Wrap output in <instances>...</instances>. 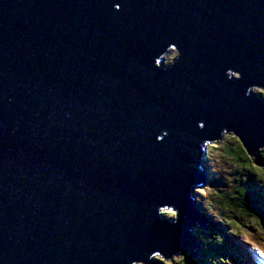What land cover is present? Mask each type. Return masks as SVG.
Segmentation results:
<instances>
[{
  "label": "water",
  "instance_id": "1",
  "mask_svg": "<svg viewBox=\"0 0 264 264\" xmlns=\"http://www.w3.org/2000/svg\"><path fill=\"white\" fill-rule=\"evenodd\" d=\"M253 85L264 0H0V264L189 258L203 145L264 148Z\"/></svg>",
  "mask_w": 264,
  "mask_h": 264
},
{
  "label": "trees",
  "instance_id": "2",
  "mask_svg": "<svg viewBox=\"0 0 264 264\" xmlns=\"http://www.w3.org/2000/svg\"><path fill=\"white\" fill-rule=\"evenodd\" d=\"M234 137L226 136L219 144L207 146L208 182L195 194L196 204L209 220L205 219L203 229H196L195 254L185 256L184 264L197 259L200 264H264L252 253L253 243H249V239L264 240V180L254 171L264 170V148L250 151L237 135ZM235 175L241 176L233 178ZM218 240L223 243L217 244ZM207 241L211 243L203 246ZM165 261L175 264L165 257L155 258L158 264Z\"/></svg>",
  "mask_w": 264,
  "mask_h": 264
},
{
  "label": "rangeland",
  "instance_id": "3",
  "mask_svg": "<svg viewBox=\"0 0 264 264\" xmlns=\"http://www.w3.org/2000/svg\"><path fill=\"white\" fill-rule=\"evenodd\" d=\"M164 58L166 59L165 60V65H168V62H172V60H173V55H171V54H169V53H167L165 56H164ZM252 95V94H251ZM252 98H254V99H256V100H258V101H263V100H261L257 95H253V97ZM226 136H230V137H234V134H230V133H228V134H224L220 139H218L217 141H215V142H212V143H210V146H212V145H216V144H213V143H220L221 141H223V139H224V137H226ZM209 145V144H208ZM207 145V146H208ZM237 169L238 168H241V166L240 165H237V164H235L234 165ZM243 168V167H242ZM223 171H225L226 173H228V172H231L230 170H226V169H224ZM241 175H235V176H232L233 178H237V177H240ZM231 185V184H230ZM234 186V185H233ZM198 189H201V187L200 188H198ZM163 211H160V213L159 214H162V215H165V211H166V209H162ZM174 211V210H173ZM200 215L203 217V218H205L206 220L208 219L209 220V217L205 214V213H203V212H200ZM174 217V216H173ZM172 218V217H171ZM204 226L205 225H202V226H198V227H200L199 229H203L204 228ZM261 237H263L264 238V232L262 233V236ZM253 244H250V245H252V247H251V250H252V253L255 255V253H256V247H254V245H257V246H259V245H264V240H259L258 238H256V239H249ZM258 258H260L259 256H257ZM175 259H176V257H174V258H170L169 259V261H175ZM260 264H262L261 262H260Z\"/></svg>",
  "mask_w": 264,
  "mask_h": 264
},
{
  "label": "clouds",
  "instance_id": "4",
  "mask_svg": "<svg viewBox=\"0 0 264 264\" xmlns=\"http://www.w3.org/2000/svg\"><path fill=\"white\" fill-rule=\"evenodd\" d=\"M173 48L176 49L175 47H173ZM176 50H177V58L175 59V61H176L177 59H179V57H180V52H179V50H178V49H176ZM172 65H173V64H171L170 66H172ZM249 94L257 95L261 100H264V89H262V88L259 87V86H255V85L250 86V87L247 89V92L245 93V95L247 96V95H249ZM232 139H235V137H232ZM159 140H160V138L157 137V141H159ZM254 171H256L257 175L260 176V178H261L262 180H264V174H261L260 169H254ZM196 190H197V188H195V189L193 190L194 194H195V191H196ZM169 215H170V217L173 218V220H175V217L171 216V214H169ZM200 238H201V237L199 236L198 239L200 240ZM245 238L247 239V234H245ZM218 241H219V240H218ZM249 242L251 243L250 240H249ZM254 247H256L257 250L264 251V245H259V246L254 245ZM153 256H154V254L150 257L151 260H152V257H153ZM133 264H139V262H138V261H137V262H133ZM175 264H184V261H183L182 258L176 257V259H175ZM190 264H200V261L197 259V260H195V261H191Z\"/></svg>",
  "mask_w": 264,
  "mask_h": 264
},
{
  "label": "snow or ice",
  "instance_id": "5",
  "mask_svg": "<svg viewBox=\"0 0 264 264\" xmlns=\"http://www.w3.org/2000/svg\"><path fill=\"white\" fill-rule=\"evenodd\" d=\"M159 63V61L157 62ZM233 73H229V76H232ZM241 79V75L239 74L238 78L236 80H240ZM262 88V87H261ZM264 89V88H262ZM200 128H203L204 127V124H200L199 125ZM164 135L166 136L167 133H164ZM160 139H162L160 136H158ZM261 171V174H264V170H260ZM171 216H174L175 217V220H172V219H166L167 222H170V223H173V224H176L179 222V215H178V210L177 211H173L172 208H167L166 211H165V215L170 217ZM161 217V216H160ZM201 242V241H200ZM206 243H211V241H207L205 242L204 244H202L203 246H205ZM217 244L221 245L223 243V241H216ZM250 243V242H249ZM160 253L157 252V253H154V256L156 258V260H161L162 257L159 255ZM256 256H259L260 257V260L264 261V251H260V250H257L256 249V253H255ZM171 257V256H170ZM176 257H179V258H182L183 261H185V256L184 255H181V254H176ZM188 264H190V261H187ZM164 264H168L167 261L164 262Z\"/></svg>",
  "mask_w": 264,
  "mask_h": 264
},
{
  "label": "bare ground",
  "instance_id": "6",
  "mask_svg": "<svg viewBox=\"0 0 264 264\" xmlns=\"http://www.w3.org/2000/svg\"><path fill=\"white\" fill-rule=\"evenodd\" d=\"M166 54H167V53H166ZM206 155H207V147H206V149H205V158H206ZM206 178H207V169H206ZM194 196H195V203H196V194H194ZM196 207H197L199 213L202 212V211L199 209V207H198L197 204H196ZM258 262H259V261H258Z\"/></svg>",
  "mask_w": 264,
  "mask_h": 264
}]
</instances>
